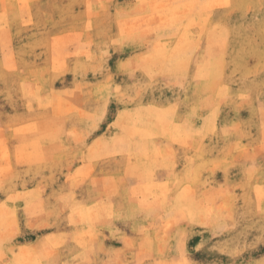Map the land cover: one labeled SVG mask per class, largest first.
Instances as JSON below:
<instances>
[{"label":"rangeland","instance_id":"obj_1","mask_svg":"<svg viewBox=\"0 0 264 264\" xmlns=\"http://www.w3.org/2000/svg\"><path fill=\"white\" fill-rule=\"evenodd\" d=\"M0 264H264V0H0Z\"/></svg>","mask_w":264,"mask_h":264}]
</instances>
